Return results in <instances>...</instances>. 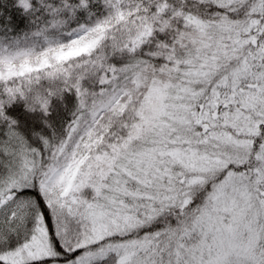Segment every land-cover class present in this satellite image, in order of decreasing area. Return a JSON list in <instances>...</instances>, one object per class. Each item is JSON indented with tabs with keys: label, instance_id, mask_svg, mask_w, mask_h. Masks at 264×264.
Instances as JSON below:
<instances>
[{
	"label": "snow or ice",
	"instance_id": "1",
	"mask_svg": "<svg viewBox=\"0 0 264 264\" xmlns=\"http://www.w3.org/2000/svg\"><path fill=\"white\" fill-rule=\"evenodd\" d=\"M0 264H264V0H0Z\"/></svg>",
	"mask_w": 264,
	"mask_h": 264
}]
</instances>
